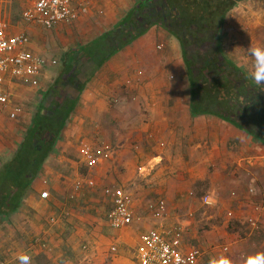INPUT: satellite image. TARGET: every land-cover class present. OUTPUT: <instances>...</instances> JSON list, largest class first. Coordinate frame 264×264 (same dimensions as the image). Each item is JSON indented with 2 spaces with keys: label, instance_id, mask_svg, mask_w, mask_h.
<instances>
[{
  "label": "crops",
  "instance_id": "crops-1",
  "mask_svg": "<svg viewBox=\"0 0 264 264\" xmlns=\"http://www.w3.org/2000/svg\"><path fill=\"white\" fill-rule=\"evenodd\" d=\"M131 1L130 11L140 0ZM258 1L261 10L255 14L261 17L264 0ZM122 4L95 0L78 20L51 28L63 43L62 67L70 50L91 46L122 21L129 13L120 19ZM254 17L245 18V29L263 25ZM232 18L230 12L226 22L234 23ZM225 30L227 39L235 32ZM258 35L263 39L261 31ZM174 38L154 26L95 72L31 192L17 212L0 221L1 259L22 252L31 255L32 264H140L144 233L181 228L180 252L199 248L197 264H264V144L216 115L192 114L182 49ZM29 49L33 52L31 43ZM61 70L48 79L43 73L35 110ZM17 86L34 89L18 81L6 84L10 102L0 112L1 131L20 116H10ZM24 135L3 144L6 158ZM104 143L112 145V157L88 162L84 146L93 152ZM114 186L132 197L135 220L122 229L108 219L112 200L105 189ZM45 190L47 199L41 197ZM205 195H211V205L204 204ZM161 200L167 206L162 219L149 209ZM254 216L256 228L247 221Z\"/></svg>",
  "mask_w": 264,
  "mask_h": 264
},
{
  "label": "trees",
  "instance_id": "trees-1",
  "mask_svg": "<svg viewBox=\"0 0 264 264\" xmlns=\"http://www.w3.org/2000/svg\"><path fill=\"white\" fill-rule=\"evenodd\" d=\"M242 1L140 0L100 40L70 50L17 149L0 162V221L17 212L31 192L95 72L154 26L180 42L191 87L192 114L216 115L264 144V88L251 86L252 70L235 63L222 41L226 18Z\"/></svg>",
  "mask_w": 264,
  "mask_h": 264
},
{
  "label": "built area",
  "instance_id": "built-area-1",
  "mask_svg": "<svg viewBox=\"0 0 264 264\" xmlns=\"http://www.w3.org/2000/svg\"><path fill=\"white\" fill-rule=\"evenodd\" d=\"M94 1L33 0L32 4L23 11L22 19L28 25L51 29L59 24L78 20L89 12ZM30 40V35L25 29L14 32L7 21L0 19V112L6 109L10 102V93L6 87L9 81H18L36 88L41 83L43 73L58 63L56 59L33 53L29 49ZM21 111V107H14L10 111L11 118L16 119ZM84 148L85 158L89 159L88 162L90 163L96 159H109L114 154V149L110 143H104L93 152L91 148L86 146ZM105 192L112 200V208L108 214L111 227L122 229L130 226L135 220L131 209V195L117 186L106 188ZM49 196L50 193L46 190L41 194L44 199ZM203 202L206 205H211L213 203L211 195H205ZM166 209L165 201L161 200L156 204L153 212L156 217L162 219L165 217ZM51 221L54 223V218ZM247 221L253 228L258 226L255 216ZM182 241L183 230L181 228L152 229L144 233L141 236L143 246L140 250V264H197L202 257V251L193 247L187 253H181ZM34 243H37L36 240ZM25 254L30 255L29 253ZM0 264H16L15 257L11 259L0 258Z\"/></svg>",
  "mask_w": 264,
  "mask_h": 264
},
{
  "label": "rangeland",
  "instance_id": "rangeland-1",
  "mask_svg": "<svg viewBox=\"0 0 264 264\" xmlns=\"http://www.w3.org/2000/svg\"><path fill=\"white\" fill-rule=\"evenodd\" d=\"M32 2L33 0H0V17L7 20L12 26L13 30H19L21 27L25 29V31L31 37L33 52L45 56L47 58L57 60L58 62L57 65L47 69L45 72L48 79L49 77L52 78V75L57 74L59 70H61L62 67V64L60 62L61 53L59 52V49L63 48V43L62 40H59V38L56 36L53 29L47 30L36 25H31V24L27 25L23 21L22 19L23 11L27 7H29L32 4ZM122 2L124 3L122 4L124 7L121 10H119V12L120 11L123 12L120 15V19L123 18L126 15V13L130 11L132 5L134 6V3H132L131 0H120V4ZM260 10L261 7H260V2L258 0H245L240 2L231 11L232 13H234V18L231 19V21L234 19V23L228 24L229 22L228 23L226 22V27L224 26L222 32V41L224 45L223 47L224 50L227 52V55L235 63L245 67L247 70H252V71L254 70L255 58L250 53H248L246 49L250 47L251 44L257 47L264 46V16L260 17V15L258 16V14H255L258 12L260 13ZM262 11H264V7ZM253 14L256 15V19L261 21L260 24L263 23V25H260V28L255 25L254 28L251 31H249L250 29L247 28L245 29L244 22L249 16L252 19H254L255 17ZM227 26H229L231 30L235 31L233 32L234 34L228 38L229 40L227 39L228 32L227 30H225V28L227 29ZM260 31L263 33V39L261 38L260 35H258ZM67 38L70 43H73L72 35L69 34ZM159 50H163V49H159ZM181 58L183 60V54ZM185 72H186V74H184V82H185L184 84H186L185 94L187 98H190L191 87L190 84L188 83L186 69ZM18 87L20 86H17V88L14 87L13 90L11 91L13 98V106L15 107L19 106L23 109V111L16 120L14 121L10 120L8 124L5 125V129L3 131L0 130L1 133L0 139H3L2 141L0 140V161L1 159L7 157V155H4L5 146L3 144H5L6 141L13 142L17 137L18 138L20 137L19 133L21 135L25 133L26 128L25 130H23L22 126H25L28 123V121L32 118L33 113H35L36 111L35 109L39 101L41 100V93H43L42 91L43 89H40L42 88V84H40L38 87L34 89H25V88L18 89ZM22 90L25 91L23 92ZM11 127H16L15 129H13L12 134H11ZM10 135H14V137L11 139L9 138ZM155 207H156V202L153 201L149 209L154 211ZM0 229L4 230L5 226L0 227ZM30 235L31 233H28L29 237ZM29 241L30 239L25 242H29ZM221 251L226 253V248L224 249L222 248Z\"/></svg>",
  "mask_w": 264,
  "mask_h": 264
},
{
  "label": "clouds",
  "instance_id": "clouds-1",
  "mask_svg": "<svg viewBox=\"0 0 264 264\" xmlns=\"http://www.w3.org/2000/svg\"><path fill=\"white\" fill-rule=\"evenodd\" d=\"M247 52L254 58V70L249 75L250 84L255 88H264V48L253 46L248 47ZM16 264H32L30 255L19 252L15 254Z\"/></svg>",
  "mask_w": 264,
  "mask_h": 264
}]
</instances>
